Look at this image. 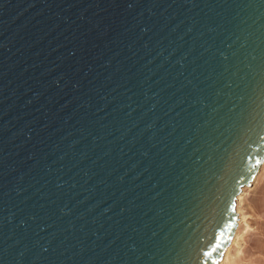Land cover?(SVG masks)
I'll return each mask as SVG.
<instances>
[{
	"label": "water",
	"instance_id": "1",
	"mask_svg": "<svg viewBox=\"0 0 264 264\" xmlns=\"http://www.w3.org/2000/svg\"><path fill=\"white\" fill-rule=\"evenodd\" d=\"M263 161L264 0H0V264H217Z\"/></svg>",
	"mask_w": 264,
	"mask_h": 264
},
{
	"label": "rangeland",
	"instance_id": "2",
	"mask_svg": "<svg viewBox=\"0 0 264 264\" xmlns=\"http://www.w3.org/2000/svg\"><path fill=\"white\" fill-rule=\"evenodd\" d=\"M238 205L244 221L238 228L237 243L223 264H264V161Z\"/></svg>",
	"mask_w": 264,
	"mask_h": 264
},
{
	"label": "bare ground",
	"instance_id": "3",
	"mask_svg": "<svg viewBox=\"0 0 264 264\" xmlns=\"http://www.w3.org/2000/svg\"><path fill=\"white\" fill-rule=\"evenodd\" d=\"M254 179H255V176H254L252 182L254 181ZM252 182H251V184H252ZM246 188H247V186L243 187L241 192L236 197V200H235V212L237 214L236 225H235V228H234V230H233V232L231 234L230 240H229L226 248L223 251V254H222L221 258L218 261V264H223L229 258V253H230L231 249L233 248V245L237 243V240H238V234H237L238 233V228H239V225H240L241 221H244L243 220V216H242L243 214L241 213V210H240L238 204L240 203L241 195H243V193L245 192Z\"/></svg>",
	"mask_w": 264,
	"mask_h": 264
},
{
	"label": "snow or ice",
	"instance_id": "4",
	"mask_svg": "<svg viewBox=\"0 0 264 264\" xmlns=\"http://www.w3.org/2000/svg\"><path fill=\"white\" fill-rule=\"evenodd\" d=\"M232 210H233V212L235 211V204L234 203L232 205ZM216 239L219 240L220 236H217ZM205 255L208 256V255H211V253L210 252H206ZM217 264H218V262H217Z\"/></svg>",
	"mask_w": 264,
	"mask_h": 264
}]
</instances>
